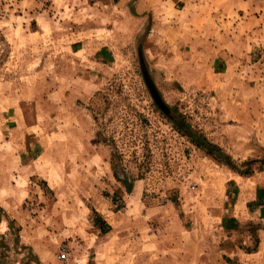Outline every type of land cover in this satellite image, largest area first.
Instances as JSON below:
<instances>
[{
    "label": "rangeland",
    "instance_id": "rangeland-1",
    "mask_svg": "<svg viewBox=\"0 0 264 264\" xmlns=\"http://www.w3.org/2000/svg\"><path fill=\"white\" fill-rule=\"evenodd\" d=\"M232 171L264 182V0H0V264H264L256 184L252 255L207 229Z\"/></svg>",
    "mask_w": 264,
    "mask_h": 264
},
{
    "label": "crops",
    "instance_id": "crops-1",
    "mask_svg": "<svg viewBox=\"0 0 264 264\" xmlns=\"http://www.w3.org/2000/svg\"><path fill=\"white\" fill-rule=\"evenodd\" d=\"M222 59V58H221ZM223 60V59H222ZM232 179L234 180V189H230L229 190V198H228V202L232 199L234 201H230L229 203V207L231 208L230 211L233 210V213L230 214H223V218H220V222H217V225H219V227H209L207 226V229H212L213 232L215 233H219L224 235V237L229 240L230 245L226 248L225 250V256L231 260V261H240L242 259V257H248L250 255H252L251 252L248 251H244L243 249L240 248V246L235 245L234 243H232L231 240H233L234 238V233L232 231H228L226 227H224L225 225H223V223H226L227 225L230 226L229 223H243L244 221H249V219H252V214L253 212L250 210L251 204L249 206L248 203L246 202V206L247 208H243V201L246 200V198H243L245 196V190L248 186V184L246 183H251V184H256L255 186V191L252 192V199L254 197V200L257 199L258 197H260L262 194H264V182L262 183L261 181L258 180V178L256 176H249V177H242L241 175H238L237 173L232 171L231 174ZM241 189H243L241 191ZM247 201V200H246ZM238 207V210H237ZM242 210V211H240ZM242 214H241V213ZM208 219H207V223H208ZM210 223V222H209ZM222 223V226H220ZM209 225V224H208ZM217 228V229H216ZM227 251V252H226ZM224 255V254H223ZM237 258V259H236Z\"/></svg>",
    "mask_w": 264,
    "mask_h": 264
},
{
    "label": "trees",
    "instance_id": "trees-1",
    "mask_svg": "<svg viewBox=\"0 0 264 264\" xmlns=\"http://www.w3.org/2000/svg\"><path fill=\"white\" fill-rule=\"evenodd\" d=\"M194 144L196 145V146H198L199 147V145L194 141ZM213 148H216L215 146H212V149ZM217 149H219V148H217ZM226 164L228 165V167H230V169H232L233 171H236L235 169H234V167L229 163V162H226ZM112 167H113V172H114V176H115V178L120 182V183H122L123 185H124V187L126 188V190L128 191V192H131V187L130 186H127V180H121V178H119L118 177V174H117V170H116V168H117V164H113L112 165ZM237 172V171H236ZM0 246H1V243H0ZM1 258H2V252H1V254H0V260H1Z\"/></svg>",
    "mask_w": 264,
    "mask_h": 264
},
{
    "label": "water",
    "instance_id": "water-1",
    "mask_svg": "<svg viewBox=\"0 0 264 264\" xmlns=\"http://www.w3.org/2000/svg\"><path fill=\"white\" fill-rule=\"evenodd\" d=\"M146 81H147V84H148V86H149V88H150V90L152 92V95H153L154 99L156 100L157 104L161 108H163V103H162V101H161L156 89L154 88V85L152 84V81L150 80L149 76L147 75V73H146Z\"/></svg>",
    "mask_w": 264,
    "mask_h": 264
}]
</instances>
